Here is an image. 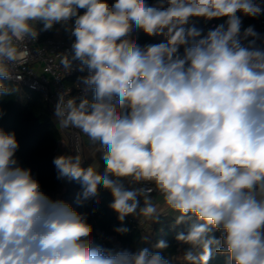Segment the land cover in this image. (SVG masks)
Instances as JSON below:
<instances>
[{
  "label": "clouds",
  "instance_id": "1",
  "mask_svg": "<svg viewBox=\"0 0 264 264\" xmlns=\"http://www.w3.org/2000/svg\"><path fill=\"white\" fill-rule=\"evenodd\" d=\"M261 14L264 0H0V97L16 91L3 81L27 63L26 40L60 25L74 37L61 66L78 62L88 75L83 95L61 93L54 115L98 146L104 165L82 167L79 153L53 159L58 179L80 184L76 203L103 185L121 222L195 221L176 236L189 246L183 264H208L213 250L227 264H264V49L252 26L241 33V16ZM192 18L226 19L205 34L186 27ZM134 29L165 41L142 46ZM18 147L0 129V264H172L147 247L96 245L86 215L47 195Z\"/></svg>",
  "mask_w": 264,
  "mask_h": 264
},
{
  "label": "trees",
  "instance_id": "2",
  "mask_svg": "<svg viewBox=\"0 0 264 264\" xmlns=\"http://www.w3.org/2000/svg\"><path fill=\"white\" fill-rule=\"evenodd\" d=\"M110 2H114V0H110ZM83 11L80 10V13L82 14ZM257 18L264 21V14L256 18L241 16V33H243L245 23H254ZM225 19L221 18L220 23H225ZM210 21L203 18H192L186 27L203 30ZM203 33L206 34L204 31ZM61 34L64 38L68 33L62 28ZM42 36L53 37L52 31H45ZM131 38L136 39L140 45L146 42L158 44L165 41L163 36L150 37L141 29H134ZM241 43L244 46L248 44L245 40H242ZM3 83L9 88L16 89V91L12 92L11 95L0 97V114H2L0 115V129L15 133L19 144L15 158L20 166L31 169L33 176L39 180L42 190L49 195L62 185V182L56 177L57 171L53 164V159L57 157V144L63 138L55 120L54 110L47 105L38 92L15 86L7 80ZM91 98L92 95L89 99ZM88 166L89 164L82 160V167ZM63 180L62 196L76 211L86 215L87 223L93 229L91 236L97 233L103 234V243L107 249L136 252L147 247L153 252L161 251L162 256L170 259L172 264H183L180 257L189 246L178 242L176 236L179 233L186 234L195 221L174 225L175 219L168 215H162L158 221L152 222L151 235L148 237L144 233L143 227L131 214L126 216L123 222L118 220V214L110 207L113 196L109 189L104 188L103 185L99 186L98 195L80 205L76 203L77 194L81 191L80 184L66 178ZM118 227H126L129 231L125 234L118 233L115 231ZM219 235V232L214 233L217 238ZM160 240H165L168 243L167 249L157 250L153 247ZM227 261L226 255L217 254L213 250V255L208 264H227Z\"/></svg>",
  "mask_w": 264,
  "mask_h": 264
},
{
  "label": "built area",
  "instance_id": "3",
  "mask_svg": "<svg viewBox=\"0 0 264 264\" xmlns=\"http://www.w3.org/2000/svg\"><path fill=\"white\" fill-rule=\"evenodd\" d=\"M220 21L221 18L212 19L210 23L205 26L203 31L207 32L208 30L214 29L221 24ZM253 24L264 36V21L257 18ZM36 27L39 31V29L42 28V24H37ZM44 32L45 31H40L35 41L30 39L26 40V45L30 53L27 63L18 65L13 72V79L7 81L15 86L38 92L47 105L54 110L61 93L67 91L68 98H79L83 95L82 90L84 85L80 78L88 75V70L85 68L84 71H80L78 67H76L78 62H74L73 69L66 72L61 66L60 54L71 53V44L74 41V37H70L69 34H66L64 38L43 37L42 35ZM149 44L151 43L146 42L141 45ZM91 95L92 93L90 92L88 98ZM77 102H79V99ZM60 131L72 155L79 153L82 157L84 140H87V142L91 144L87 136L82 134L78 129L60 128ZM94 147L99 152L98 146ZM57 152L58 144L56 148V153ZM58 180L60 182L64 181L63 179ZM132 187H136V185ZM154 195L160 196L158 193H151V196ZM138 200L143 201V198H138ZM90 238L94 243L97 242L100 244L99 246L103 249H107L103 243L104 236L102 233L94 234Z\"/></svg>",
  "mask_w": 264,
  "mask_h": 264
},
{
  "label": "crops",
  "instance_id": "4",
  "mask_svg": "<svg viewBox=\"0 0 264 264\" xmlns=\"http://www.w3.org/2000/svg\"><path fill=\"white\" fill-rule=\"evenodd\" d=\"M249 26H252L254 28V30L260 35V39H258L256 41V44L258 47L264 49V36H263V34L254 26L253 23H249V22L245 23L243 25V29H246ZM59 28H60V33L58 31ZM61 29H62V27L60 25H54V27L51 29L52 36L55 38H63L62 34H61ZM249 39H251V38H249ZM245 41L248 42V40H245ZM55 120H56V118H55ZM56 123H58L57 120H56ZM59 155H72L71 151L69 150V148L67 146V143H66L64 137L58 143L57 156H59ZM82 160L86 161L89 165H92L98 171H101V172L103 171L104 165H103V161L100 159L99 152L96 150V148L94 146L89 144L87 142V140H84ZM125 184H126V187H128L126 181H125ZM63 185H64V181L62 182L61 186H59L53 192L49 193V196L52 199H60V200H64L65 202H67L66 199L62 196ZM151 198L153 199L154 203H157V204L160 203V201L162 200V197L158 196V195L151 196ZM139 201H140V204H143V201H141V200H139ZM140 207H142V206H140ZM137 211H139V208L137 209ZM167 215H169V214H167ZM131 216L138 222V224L140 226H141V222L143 220L144 221L146 220L143 217H139L138 215H132L131 214ZM173 217H174V215H173ZM173 219H175V217Z\"/></svg>",
  "mask_w": 264,
  "mask_h": 264
},
{
  "label": "rangeland",
  "instance_id": "5",
  "mask_svg": "<svg viewBox=\"0 0 264 264\" xmlns=\"http://www.w3.org/2000/svg\"><path fill=\"white\" fill-rule=\"evenodd\" d=\"M59 27V26H58ZM58 31H59V33H60V28L58 29ZM159 205H161L162 206V200L160 201V203H158ZM140 206H143V204H140ZM169 215V217L170 218H174L173 217V215L172 214H170V213H168ZM163 216L164 215H167V214H162ZM161 215V216H162ZM146 221V220H145ZM144 220L141 222V226L143 227V230H144V233L149 237L150 235H151V226H152V221H149V220H147L146 222H145ZM167 222H168V220H167ZM95 244L96 245H100V244H98L97 242H95Z\"/></svg>",
  "mask_w": 264,
  "mask_h": 264
}]
</instances>
